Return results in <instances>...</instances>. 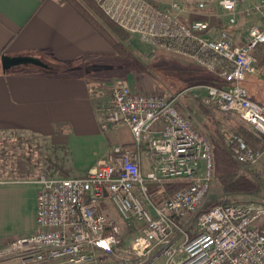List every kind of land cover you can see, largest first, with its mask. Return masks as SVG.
<instances>
[{
    "label": "built area",
    "instance_id": "obj_1",
    "mask_svg": "<svg viewBox=\"0 0 264 264\" xmlns=\"http://www.w3.org/2000/svg\"><path fill=\"white\" fill-rule=\"evenodd\" d=\"M96 1L151 56L170 53L213 72L222 84L200 85L201 102L235 114L264 142V104L242 85L264 49V0ZM240 17L258 22L235 39ZM184 92L111 85L100 129L127 126L132 145H111L80 176L39 173L36 230L0 245V264H264V200L204 205L212 140L181 110ZM220 133L238 164L264 172V149ZM166 182L183 184L167 194Z\"/></svg>",
    "mask_w": 264,
    "mask_h": 264
},
{
    "label": "crops",
    "instance_id": "obj_2",
    "mask_svg": "<svg viewBox=\"0 0 264 264\" xmlns=\"http://www.w3.org/2000/svg\"><path fill=\"white\" fill-rule=\"evenodd\" d=\"M254 20L240 17L230 29L235 39H240ZM113 53L68 3L0 0V134L17 135L22 140L36 136L54 158L64 151L62 157L67 162L63 167L70 170L62 176L83 175L113 144L132 145L127 126L102 131L104 138L98 131L108 88L123 83L100 69L105 64L102 59L107 60ZM3 56H30L39 63H21L4 70ZM95 137H100L97 144ZM73 140L92 155L84 166L75 168L68 159V143ZM91 144L96 147L93 151L87 149ZM143 168H149L145 156ZM37 176L0 177V245L35 232L40 187Z\"/></svg>",
    "mask_w": 264,
    "mask_h": 264
},
{
    "label": "rangeland",
    "instance_id": "obj_3",
    "mask_svg": "<svg viewBox=\"0 0 264 264\" xmlns=\"http://www.w3.org/2000/svg\"><path fill=\"white\" fill-rule=\"evenodd\" d=\"M254 19L253 22H258L257 18ZM128 45L132 50L131 56H119L113 51L114 53L111 54L112 56H109L110 58L107 60L102 59L105 64H102L100 69H102L104 73L108 72L109 75L111 74L110 76L113 78L117 76V82H123L129 87H135V90L143 92H162L167 94H175L185 91L180 97V107L183 113L201 132L208 134L210 138L215 137L219 139L222 148L227 153L229 152L223 142L220 133L221 129H229L233 124L241 122L246 129L251 130L235 114L220 111L216 107L205 105L200 101L201 95L204 94V90L199 88V86L209 84L208 79L215 76L213 72L170 53L158 52L151 56L148 49L133 36H130ZM111 50L113 49L111 48ZM255 56L257 72L255 74H246L242 85L256 101L264 104V49H259ZM184 105L187 109H184ZM188 109L190 110V113H188ZM98 126L100 129V125ZM214 126L218 128L219 136L212 132V127L214 128ZM98 131L101 134V138H104L102 130L100 129ZM27 138L28 137L23 139ZM99 139L100 137H95L94 140L96 142H94V144H97ZM26 142L27 141L22 140V138L17 135L8 133L0 134V177H17L19 174L33 176L38 175L41 172L59 174L55 171V168H52L49 159L45 158V156L48 157L52 154H47L48 152L42 147L41 141L38 137L34 138V141L29 146ZM68 147L70 149H68V159L71 160V165L75 168L76 166H84L88 159L92 158L91 154H86V148L82 146L78 140H73L70 144L68 143ZM94 148L96 149L93 144L87 147V149H91L92 151ZM64 154L65 152L61 150L56 156V160H60L61 165H64L67 162L66 157H62L65 156ZM229 156L236 164H238L232 158L230 153ZM199 166L201 169L202 165L200 164ZM238 166L239 173L241 174L249 176L252 173L257 172L259 181L262 185L264 184V172L261 165L246 168L240 164H238ZM215 167L216 162L214 155L213 179L204 200L205 206L213 202L218 203V201L223 199L241 202L248 200H264V191L258 195L235 194L230 197L223 195L217 187L218 184L215 177ZM145 172L146 171L143 168V173ZM106 204L107 200L102 203V207H105ZM116 217L118 218V216ZM122 227L123 226L121 225V228ZM125 240H128L127 237H125ZM91 264H97V262Z\"/></svg>",
    "mask_w": 264,
    "mask_h": 264
},
{
    "label": "trees",
    "instance_id": "obj_4",
    "mask_svg": "<svg viewBox=\"0 0 264 264\" xmlns=\"http://www.w3.org/2000/svg\"><path fill=\"white\" fill-rule=\"evenodd\" d=\"M61 2L68 3L71 5L92 27L93 29L102 36V38L109 44V46L116 52L117 55L123 57L131 56V48L128 45L130 41L131 34L121 28L116 22L110 19L101 9L100 5L96 0H59ZM209 84H218L221 85L222 81L218 80L215 76L208 79ZM249 96L255 100V98L249 94ZM256 101V100H255ZM213 122V121H212ZM243 122V121H242ZM214 123V122H213ZM230 130L240 134L243 139L255 146L258 149H264V142L258 138L253 131L245 128L244 124L235 123ZM212 132L220 135L218 128L212 127ZM30 139L24 140L26 143L31 145L34 141L35 136H29ZM213 139V140H212ZM212 148L213 154L215 155V177L217 181V187L219 191L228 197L235 194L242 195H258L264 191V184L259 181L258 173H252L251 175H245L239 173V166L236 164L229 156L219 142V139L213 137ZM46 159H49L52 168L58 170V173L61 175L67 174L70 170V167H63L60 164V161L56 158L50 156H45ZM264 180V177H263ZM181 182H166L164 188L167 193H172L174 190L182 186ZM155 185L150 186L151 192L156 190ZM238 202L236 200L223 199L218 201V203L213 202L209 203L206 208H210L214 205L220 203H231Z\"/></svg>",
    "mask_w": 264,
    "mask_h": 264
},
{
    "label": "water",
    "instance_id": "obj_5",
    "mask_svg": "<svg viewBox=\"0 0 264 264\" xmlns=\"http://www.w3.org/2000/svg\"><path fill=\"white\" fill-rule=\"evenodd\" d=\"M39 63L36 58L30 56H3L1 58L2 68L5 70L13 65L21 63Z\"/></svg>",
    "mask_w": 264,
    "mask_h": 264
}]
</instances>
